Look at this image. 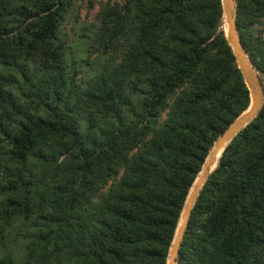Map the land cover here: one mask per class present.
<instances>
[{
    "label": "trees",
    "instance_id": "16d2710c",
    "mask_svg": "<svg viewBox=\"0 0 264 264\" xmlns=\"http://www.w3.org/2000/svg\"><path fill=\"white\" fill-rule=\"evenodd\" d=\"M234 1L264 92V0ZM248 104L221 0H0V264H167L192 183ZM176 264H264V101Z\"/></svg>",
    "mask_w": 264,
    "mask_h": 264
},
{
    "label": "water",
    "instance_id": "95a60500",
    "mask_svg": "<svg viewBox=\"0 0 264 264\" xmlns=\"http://www.w3.org/2000/svg\"><path fill=\"white\" fill-rule=\"evenodd\" d=\"M221 8L225 37L232 49L235 62L241 71L243 80L248 89L249 104L246 110L239 114L224 130V132H222L213 142V145L210 148L194 182L192 183L185 200L175 236L169 249L167 264H176L177 262L180 242L182 240L192 207L209 174L217 165V163L215 164L216 156L219 154L220 157L226 145L257 115L264 101L263 86L260 82L259 76L245 53L239 39L236 28L235 1L221 0Z\"/></svg>",
    "mask_w": 264,
    "mask_h": 264
},
{
    "label": "rangeland",
    "instance_id": "374dc122",
    "mask_svg": "<svg viewBox=\"0 0 264 264\" xmlns=\"http://www.w3.org/2000/svg\"><path fill=\"white\" fill-rule=\"evenodd\" d=\"M95 11V9L92 10V13ZM256 29L260 30L264 34V19L261 20L259 24H257Z\"/></svg>",
    "mask_w": 264,
    "mask_h": 264
},
{
    "label": "bare ground",
    "instance_id": "6f19581e",
    "mask_svg": "<svg viewBox=\"0 0 264 264\" xmlns=\"http://www.w3.org/2000/svg\"><path fill=\"white\" fill-rule=\"evenodd\" d=\"M218 158H219V154L216 156L215 164L217 163ZM215 164H214V165H215ZM213 167H214V166H213ZM213 167H212V168H213Z\"/></svg>",
    "mask_w": 264,
    "mask_h": 264
}]
</instances>
